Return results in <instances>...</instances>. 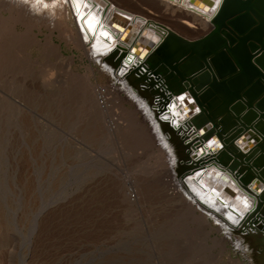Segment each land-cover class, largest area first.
<instances>
[{
    "label": "bare ground",
    "instance_id": "6f19581e",
    "mask_svg": "<svg viewBox=\"0 0 264 264\" xmlns=\"http://www.w3.org/2000/svg\"><path fill=\"white\" fill-rule=\"evenodd\" d=\"M2 10L11 15L8 19L0 15V27L28 20L29 45L66 64L69 75L84 81L83 101L89 112H106L102 121L107 128L120 129L124 122L118 121L119 112L127 115L161 169L159 189L155 187L160 202L176 206L183 219L206 236H220L210 239V248L219 249L214 261L231 245L247 264H264V43L250 42L246 47L243 35L237 33L231 40L223 34L227 48L215 61L226 67L224 71L234 66L249 77L255 68L263 73L254 83L262 91L258 100L243 112L224 117L227 123L220 126L208 121L202 110L205 103L196 97L208 91L195 93L207 82L220 80L212 61L196 55L174 60L164 53L166 45V52L171 51L175 37L189 42L209 34L222 13L248 14L252 31H258L264 25L259 18L264 0H0ZM146 11L158 20L140 15ZM233 41L237 46H230ZM61 43L87 62L83 74L73 68L74 55L62 54ZM96 73L105 80L103 85L91 84ZM226 264L243 262L228 255Z\"/></svg>",
    "mask_w": 264,
    "mask_h": 264
},
{
    "label": "rangeland",
    "instance_id": "374dc122",
    "mask_svg": "<svg viewBox=\"0 0 264 264\" xmlns=\"http://www.w3.org/2000/svg\"><path fill=\"white\" fill-rule=\"evenodd\" d=\"M10 26L0 27V264H247L231 245L214 261L217 235L160 202L161 169L127 115L107 128L106 112L83 101L84 81L29 45L28 20ZM61 49L83 74L87 62ZM97 74L91 84L103 85Z\"/></svg>",
    "mask_w": 264,
    "mask_h": 264
},
{
    "label": "water",
    "instance_id": "95a60500",
    "mask_svg": "<svg viewBox=\"0 0 264 264\" xmlns=\"http://www.w3.org/2000/svg\"><path fill=\"white\" fill-rule=\"evenodd\" d=\"M259 6V10L262 12V7L260 4ZM256 12L260 14L259 11ZM244 14L245 13H236L224 16L222 13L218 15V18L213 20L215 21L213 22L214 27L206 36L190 40L189 42L175 37L173 38L171 51L166 52L167 45L164 50V53L174 60H180L182 58L190 57L191 55H196L200 59H209L212 61L213 71L220 77V80L207 82L204 86H201L202 88H200V90L195 89V93H199V91L202 90L208 91V93L203 95L198 94L196 97L203 99L205 108L202 110L208 115V121H211L214 125L220 126L225 122L227 123V121L224 120V117L229 116L230 118L231 113L237 114L238 112H243L242 110H244L245 106H251L253 101H257L262 94L260 86L256 84L254 85V83L260 79L258 74L263 73L261 69L256 70L255 68V75L252 74V76L249 77L243 73H238L234 66L233 68L224 71L226 67H223L224 65L221 64L219 65V62L215 61L216 56L219 54L224 56L222 49L227 48L228 39L223 38V34H226V37L231 40L235 39L234 35L237 33L243 35L244 38L242 39V44L246 47H248L250 42H252V44H259L260 46H262L260 42L264 43V25L263 28H260L258 31H252L254 27L252 25L253 22L250 20L251 17H249L248 14ZM263 15L264 14L259 17L261 21H264ZM242 21H246V23L239 24ZM241 35L239 36L241 37ZM215 37L219 38L214 39ZM217 40H219V42H216ZM230 46H237L236 42H231ZM172 64L173 62L170 61L169 66ZM202 78L203 76H200V79ZM167 83H169L170 88H172L173 84L169 81ZM212 91L215 92L209 94ZM248 109H250V107Z\"/></svg>",
    "mask_w": 264,
    "mask_h": 264
}]
</instances>
